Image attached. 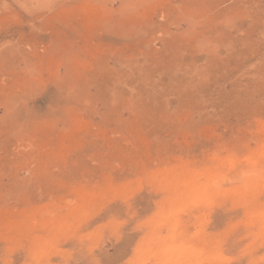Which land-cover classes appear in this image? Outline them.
<instances>
[{
	"label": "rangeland",
	"instance_id": "rangeland-1",
	"mask_svg": "<svg viewBox=\"0 0 264 264\" xmlns=\"http://www.w3.org/2000/svg\"><path fill=\"white\" fill-rule=\"evenodd\" d=\"M0 264H264V0H0Z\"/></svg>",
	"mask_w": 264,
	"mask_h": 264
}]
</instances>
